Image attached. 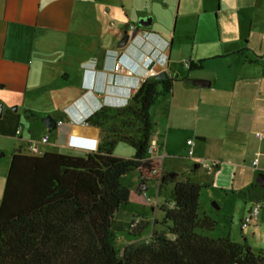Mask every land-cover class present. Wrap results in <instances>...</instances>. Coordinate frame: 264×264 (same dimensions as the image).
I'll use <instances>...</instances> for the list:
<instances>
[{
    "label": "crops",
    "instance_id": "1",
    "mask_svg": "<svg viewBox=\"0 0 264 264\" xmlns=\"http://www.w3.org/2000/svg\"><path fill=\"white\" fill-rule=\"evenodd\" d=\"M183 1L177 9V0H0V154L11 161L13 152L32 143L24 137V118L35 127L54 114L65 119L72 134L94 141L97 149L105 134L102 127L86 121L94 111L129 103L150 68L182 79L172 74V56L175 39L183 31L179 23L189 12V3ZM221 8L235 12L236 18L220 19L219 40L208 36L203 42L195 29L194 49L188 55V61L205 60L202 68L189 71H205L177 81L151 108L153 157L163 161L166 171L180 174L165 163L174 160L184 166L186 178L212 190L219 186L221 194L210 196L217 199L219 210L233 214L242 241L234 236V222L228 236L264 251L259 243L264 237V186L259 181L264 174V0H236L232 7ZM146 18H152V24L139 25ZM131 24L138 26L139 36L119 48L124 35L135 32ZM220 42L224 46L219 52L200 49ZM94 59L98 87L88 91L83 86L84 63ZM198 79L210 84L195 85ZM183 129L188 131L186 154L178 151ZM195 137L191 157L187 141ZM41 144V152H61L57 143L50 148ZM199 157L219 164L209 171L197 163ZM201 169L210 175L208 181ZM256 205L261 206L259 217L243 228L244 217Z\"/></svg>",
    "mask_w": 264,
    "mask_h": 264
},
{
    "label": "trees",
    "instance_id": "2",
    "mask_svg": "<svg viewBox=\"0 0 264 264\" xmlns=\"http://www.w3.org/2000/svg\"><path fill=\"white\" fill-rule=\"evenodd\" d=\"M204 61L190 60L189 69L202 68ZM179 80L148 76L129 103L115 112L102 106L86 120L103 126L107 115L113 120L130 116L138 125L137 137L108 136L85 155L12 153L0 203V264H264L263 250L256 252L230 236L206 234L216 227V220L201 212L205 185L189 177L180 180L150 152L151 108ZM119 140L135 148L134 157L115 154ZM133 170L147 186L158 181L161 190L167 183L174 184L170 203L162 206L168 231H156L150 242L133 240L119 251L113 233L117 211L128 203H150L140 184L122 183Z\"/></svg>",
    "mask_w": 264,
    "mask_h": 264
},
{
    "label": "rangeland",
    "instance_id": "3",
    "mask_svg": "<svg viewBox=\"0 0 264 264\" xmlns=\"http://www.w3.org/2000/svg\"><path fill=\"white\" fill-rule=\"evenodd\" d=\"M181 0H177L176 8H179ZM236 0H184L183 3H189V12L186 11L185 16L182 20V22L179 23V29H182V34H178L177 38L175 39V49L173 54V75L179 76L182 79L181 80H189L191 76L195 74H202L205 69L202 70H196V71H189L188 67L185 65V61L188 60V55L191 53L194 49V37H195V29H199L201 32V41L206 42L209 40H219V33H218V23L220 19L224 18H236V14L233 11L230 10H222L221 5L225 4V7H232L233 4H235ZM227 4V5H226ZM186 5V4H184ZM177 8V9H178ZM193 8H195L194 11ZM177 12V11H176ZM184 12V7H183ZM179 13V12H178ZM177 13V15H178ZM177 15L175 17L173 28L176 26L177 22ZM200 18V26L198 25L199 17ZM224 21V20H223ZM222 21L223 28L226 29L224 26L225 22ZM211 37L209 40H205V37ZM223 44L220 42L218 45H212L209 47H206V45H202L200 47L201 50L205 51H211L210 53H215L223 50ZM199 45L196 47L198 50ZM186 55V56H184ZM112 107L108 110L110 111H116L120 108ZM109 112V111H108ZM59 114H54L53 116L58 119V128L50 130L45 127L42 123H40L39 126L32 127V124L30 121L24 118L22 125L25 129V136L30 139H32V142L41 141L43 138V132L44 130H49L47 132V136L49 139V143L41 144L42 147H51L55 143L58 145V149L61 152H64L66 154L71 155H85L87 152L92 151L96 144L94 141H92L90 138L83 136L81 134H72L71 129L68 127L67 122H65V119L58 118ZM109 118L107 122L105 121L102 127L105 138L104 142L109 138L113 136H120V135H130L132 137H137V128L138 125L133 121V118L130 116L122 117V119L119 117L117 119L112 118V116L107 115ZM117 120V121H115ZM132 120V121H131ZM130 121V123H127ZM188 131L183 129L181 130L179 138H178V151L179 153L186 154L187 149L185 150L184 146L186 143V140L188 138L187 136ZM46 136V135H45ZM109 136V137H108ZM184 142L183 141V138ZM197 142V138H192ZM103 141V140H102ZM22 145V144H21ZM100 145V143H99ZM29 144L26 143L25 149L23 150L25 152L29 151ZM96 149V148H95ZM115 154L120 157L125 158H132L135 156V148L127 141L119 140L116 148H115ZM174 159V158H173ZM161 164H163V161L160 160ZM167 165L169 167H173L177 171H180L179 179L180 180H186L187 176L186 174L182 173L183 167L180 164L174 163V160L171 161L168 159ZM10 167V158L9 157H2L0 158V175L2 170V176H0V199L2 198L3 191L6 184V178L7 173ZM205 173L203 169H201L200 174ZM139 173L137 170H133L126 174L122 178V183L125 186H131L134 187L136 185H139L141 182L138 177ZM206 177V180L208 181L210 178V175L207 173L204 174ZM174 184L173 183H167L165 184L161 190L159 189V182L158 181H150L148 182V189L145 191L147 193V196H149L152 200V203L148 205H144L141 203H128L124 204L120 207V209L117 211L114 223H113V233L116 238L115 244L119 251L128 243L132 242L133 240H136L137 243L140 242H150L156 231H168V226L163 223L164 220V212L162 210V206L164 204H169L172 199V190H173ZM209 186H205L200 197V204H201V212L202 214H207L211 216L214 220H216V227L206 232V234H209L210 236L214 238H221V237H227L231 231V227L233 225L232 222H234V236L242 241V235L241 230H239L238 224L236 225V219L233 221V214L231 212L219 210L216 206L214 201H217V199H212L210 195L219 196L221 194V191H219V186L214 187V189L207 188ZM160 190V192H159ZM243 196L247 195L246 192L241 193ZM219 204V203H218ZM141 219L140 223L134 226L135 228H131V223L133 220L137 221ZM133 232L134 234L140 235H133L131 234ZM259 238V237H258ZM260 242L264 244V237H260ZM258 247V246H257ZM256 252L259 251L260 248H256Z\"/></svg>",
    "mask_w": 264,
    "mask_h": 264
},
{
    "label": "built area",
    "instance_id": "4",
    "mask_svg": "<svg viewBox=\"0 0 264 264\" xmlns=\"http://www.w3.org/2000/svg\"><path fill=\"white\" fill-rule=\"evenodd\" d=\"M131 29L136 31L138 29V26L136 24H131L130 25ZM165 62H167V58L165 59ZM96 64V59H94V61H88V62H85L84 63V69L85 71H90V69ZM185 65L189 68L190 67V62L188 60L185 61ZM121 64L118 63L117 64V67L118 69L120 68ZM158 74V71L155 70L154 68H150L148 71H147V74L145 75V78L148 77V76H155ZM145 78H142L145 79ZM20 132V130H18V133ZM257 135L260 137L262 136V132H258ZM48 141V136H44L42 138V140L40 141L41 143H47ZM40 142L39 141H36V142H32L29 146V151L30 152H33V153H41V150H40ZM195 140L194 139H189L187 141V145H188V153L191 157L194 156L195 154V150H194V147H195ZM156 150V147H155V144L152 143L151 146H150V152L153 154V152ZM197 163L206 168L207 170L211 171L213 170L216 166H218L219 162L217 161H214V160H211V159H207L205 157H199L197 159ZM254 165H256L258 163V159H255L254 160ZM146 195V194H145ZM147 197V196H146ZM148 198V197H147ZM149 201H152L151 198H148ZM260 208L261 206L260 205H256L254 206L247 214L246 216L244 217L243 219V222H242V226L243 228H247L251 222L254 220V219H257L259 217V213H260ZM140 222V219L137 220L135 222V224L137 225L138 223Z\"/></svg>",
    "mask_w": 264,
    "mask_h": 264
},
{
    "label": "water",
    "instance_id": "5",
    "mask_svg": "<svg viewBox=\"0 0 264 264\" xmlns=\"http://www.w3.org/2000/svg\"><path fill=\"white\" fill-rule=\"evenodd\" d=\"M152 24V18H146V19H142L139 22V25L141 26H150ZM139 36L138 32H133L131 33H126L124 35V37L122 38V40L119 42L118 47L119 48H125L128 47L131 43L133 42L135 39H137ZM156 77L158 79H166L169 77V73L167 70L161 71L159 72ZM210 84V82L208 80L205 79H198L195 81V85H199V86H206ZM2 109H3V104L0 103V116H2ZM45 125L49 128V129H54L57 127V120L52 116V115H47L44 119H43ZM259 181L261 182V184L264 186V174H261L259 177ZM147 189V185L140 183V190H146Z\"/></svg>",
    "mask_w": 264,
    "mask_h": 264
},
{
    "label": "clouds",
    "instance_id": "6",
    "mask_svg": "<svg viewBox=\"0 0 264 264\" xmlns=\"http://www.w3.org/2000/svg\"><path fill=\"white\" fill-rule=\"evenodd\" d=\"M97 65L95 64L90 71H85V78L83 82L84 88H86L88 91H95L97 89V73H98ZM88 76V77H87ZM106 106V105H103ZM101 108V107H100Z\"/></svg>",
    "mask_w": 264,
    "mask_h": 264
}]
</instances>
